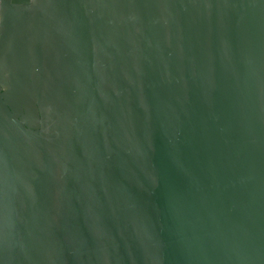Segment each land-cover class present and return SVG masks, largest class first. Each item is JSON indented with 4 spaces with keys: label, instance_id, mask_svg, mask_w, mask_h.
<instances>
[{
    "label": "water",
    "instance_id": "obj_1",
    "mask_svg": "<svg viewBox=\"0 0 264 264\" xmlns=\"http://www.w3.org/2000/svg\"><path fill=\"white\" fill-rule=\"evenodd\" d=\"M0 264H264V0H0Z\"/></svg>",
    "mask_w": 264,
    "mask_h": 264
}]
</instances>
